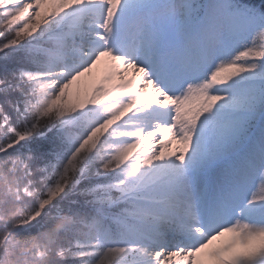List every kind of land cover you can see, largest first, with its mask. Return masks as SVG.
Listing matches in <instances>:
<instances>
[{
	"label": "snow or ice",
	"instance_id": "obj_1",
	"mask_svg": "<svg viewBox=\"0 0 264 264\" xmlns=\"http://www.w3.org/2000/svg\"><path fill=\"white\" fill-rule=\"evenodd\" d=\"M0 264H264V0H0Z\"/></svg>",
	"mask_w": 264,
	"mask_h": 264
},
{
	"label": "rangeland",
	"instance_id": "obj_2",
	"mask_svg": "<svg viewBox=\"0 0 264 264\" xmlns=\"http://www.w3.org/2000/svg\"><path fill=\"white\" fill-rule=\"evenodd\" d=\"M107 72L106 65H101L99 68L95 69L93 73L90 76H86L83 78V81L86 84H92L93 82H96V84L99 82L100 78L105 75ZM95 84V83H94ZM174 146V145H173Z\"/></svg>",
	"mask_w": 264,
	"mask_h": 264
},
{
	"label": "bare ground",
	"instance_id": "obj_3",
	"mask_svg": "<svg viewBox=\"0 0 264 264\" xmlns=\"http://www.w3.org/2000/svg\"><path fill=\"white\" fill-rule=\"evenodd\" d=\"M94 83L96 84V82H93L92 84H89V85H88V84H86V83L83 81V86L86 87V88H89V89H90L92 86L95 85Z\"/></svg>",
	"mask_w": 264,
	"mask_h": 264
}]
</instances>
